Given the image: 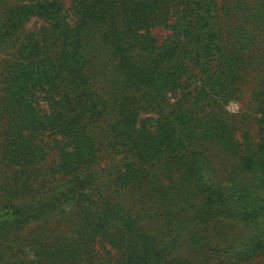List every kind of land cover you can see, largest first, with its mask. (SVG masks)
<instances>
[{
    "label": "trees",
    "instance_id": "1",
    "mask_svg": "<svg viewBox=\"0 0 264 264\" xmlns=\"http://www.w3.org/2000/svg\"><path fill=\"white\" fill-rule=\"evenodd\" d=\"M0 264H264V0H0Z\"/></svg>",
    "mask_w": 264,
    "mask_h": 264
},
{
    "label": "rangeland",
    "instance_id": "2",
    "mask_svg": "<svg viewBox=\"0 0 264 264\" xmlns=\"http://www.w3.org/2000/svg\"><path fill=\"white\" fill-rule=\"evenodd\" d=\"M66 3H67V6H70V0H66ZM34 22H32L30 25H33ZM154 33L156 34V36L163 40V38L167 35L166 31H164L163 29H156L154 31ZM240 109V105L239 104H236V103H233L231 106H230V110L233 112V113H236L238 112Z\"/></svg>",
    "mask_w": 264,
    "mask_h": 264
}]
</instances>
